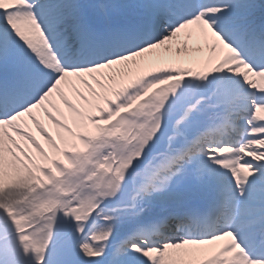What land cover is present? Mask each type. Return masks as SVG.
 <instances>
[{
    "label": "snow or ice",
    "instance_id": "1",
    "mask_svg": "<svg viewBox=\"0 0 264 264\" xmlns=\"http://www.w3.org/2000/svg\"><path fill=\"white\" fill-rule=\"evenodd\" d=\"M249 74L264 0H0L4 154L36 164L32 200L0 194V264H215L234 246L264 264ZM56 108L75 135L52 152Z\"/></svg>",
    "mask_w": 264,
    "mask_h": 264
},
{
    "label": "bare ground",
    "instance_id": "2",
    "mask_svg": "<svg viewBox=\"0 0 264 264\" xmlns=\"http://www.w3.org/2000/svg\"><path fill=\"white\" fill-rule=\"evenodd\" d=\"M186 45H181V50H184ZM253 79V85L257 88H264V75H255L251 74ZM65 100V107L73 115V117H80L82 114L75 110L71 101L67 100L66 97H63ZM77 108V107H76ZM59 120V123L55 125L58 130V136L49 143V149L52 152H58L61 149V146L67 143L68 139L72 138L75 135L74 128L70 126L67 120L63 117V112L60 108H56L54 113L50 114ZM260 115L264 116V110H261ZM99 130V129H98ZM5 149L3 144V130L0 129V194L5 193L6 191L11 190L10 199L14 196H21L28 194V190L22 185L32 183L36 177L32 175V169L35 167L34 161H27L20 158H6ZM41 158H47L46 153L41 154ZM215 264H218L221 260L225 264H232L234 261L243 262L239 260L237 252L234 248L230 250H223L218 255L216 254L213 258Z\"/></svg>",
    "mask_w": 264,
    "mask_h": 264
},
{
    "label": "rangeland",
    "instance_id": "3",
    "mask_svg": "<svg viewBox=\"0 0 264 264\" xmlns=\"http://www.w3.org/2000/svg\"><path fill=\"white\" fill-rule=\"evenodd\" d=\"M36 166V165H35ZM35 195V193L33 192H28V194L26 195H21V196H14L12 198V200L14 201H21L22 202V206L24 204H27L30 200H32L33 196ZM40 212L42 213L43 212V209H40Z\"/></svg>",
    "mask_w": 264,
    "mask_h": 264
}]
</instances>
